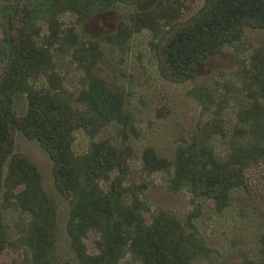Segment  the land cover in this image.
I'll use <instances>...</instances> for the list:
<instances>
[{"label": "trees", "instance_id": "trees-1", "mask_svg": "<svg viewBox=\"0 0 264 264\" xmlns=\"http://www.w3.org/2000/svg\"><path fill=\"white\" fill-rule=\"evenodd\" d=\"M139 1L13 0L5 5L0 72V254L8 241L5 201L13 197L31 216L26 237L32 264H57L51 259L54 206L43 191L35 165L16 150L15 133L20 130L36 139L53 162L55 185L70 201L67 230L79 264H118L126 254L139 264H192L196 247L187 243L180 224L164 214L147 222L143 217L147 208L135 191L140 192L141 185L123 184L130 149L100 139L92 140L88 150L78 154L73 148L75 131L93 137L107 125L126 119L122 94L93 70L102 42L129 35L131 29H148L162 76L184 82L194 77L201 62L238 43L247 30L264 29V0H203L185 19L178 18L179 0H158L152 9L136 11L131 26L120 22L116 32L72 46L73 58L86 76L76 95L67 92L52 61L53 46L61 39L55 27L57 15L70 12L82 22L118 4ZM41 19L49 32L44 40L37 39ZM43 77L50 82L48 86L37 84ZM248 87L251 104L239 113L238 139L229 152L220 156L206 136L195 135L169 156L146 147L142 169L167 173L174 190L186 188L219 206L226 205L231 192L244 184L247 167L264 157V69ZM18 95L27 101L20 116L13 109ZM101 181L106 182V189ZM90 232L97 235L94 253L86 252L83 243ZM259 253V263L264 264V235Z\"/></svg>", "mask_w": 264, "mask_h": 264}, {"label": "rangeland", "instance_id": "rangeland-1", "mask_svg": "<svg viewBox=\"0 0 264 264\" xmlns=\"http://www.w3.org/2000/svg\"><path fill=\"white\" fill-rule=\"evenodd\" d=\"M13 0H0V72L4 63V7ZM158 0H141L135 4H118L114 9L79 21L75 14L64 12L56 17L61 39L54 44V71L67 91L76 95L84 86L85 72L73 58L72 46L99 39L117 31L120 22L132 25L136 11L152 9ZM179 19L188 18L203 0H179ZM37 39L49 34L47 24L38 21ZM148 29L132 30L113 42H102L101 54L93 70L117 87L123 99L124 123L107 125L90 137L75 131L73 148L78 154L88 150L92 140L110 139L130 149L128 170L123 184L141 185L137 192L145 204L143 217L164 214L174 218L193 242L196 252L192 264H260L259 253L264 235V157L245 170L244 184L234 189L226 205L219 206L210 198L194 195L186 188L172 189L167 173H149L142 169L141 155L152 147L160 155L169 156L179 145L206 136L216 154L223 156L233 146L241 123L239 113L251 104L248 83L264 69V29H249L235 45L225 47L216 56L201 62L194 77L172 82L162 76ZM37 84L48 86L46 77ZM24 95H18L13 109L18 116L26 111ZM16 150L35 165L41 176L43 191L54 206L56 215L51 259L57 264H79L68 234L70 201L54 181L53 162L36 139L20 130L15 133ZM106 189L105 181L100 182ZM13 197L5 201L4 218L8 241L0 254V264H32L27 244L29 213L24 212ZM97 235L83 238L86 252L94 253ZM263 260V259H262ZM118 264H139L130 254Z\"/></svg>", "mask_w": 264, "mask_h": 264}]
</instances>
